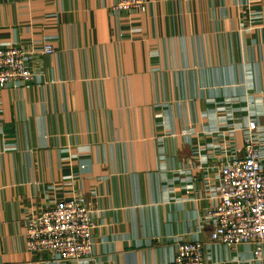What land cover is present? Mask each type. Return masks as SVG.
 Instances as JSON below:
<instances>
[{
  "label": "crops",
  "instance_id": "0c3cea01",
  "mask_svg": "<svg viewBox=\"0 0 264 264\" xmlns=\"http://www.w3.org/2000/svg\"><path fill=\"white\" fill-rule=\"evenodd\" d=\"M112 1L0 0V45L34 49L32 78L0 86V264H164L181 239L204 264H264L207 214L246 133L264 153V0ZM77 193L92 251L27 249L24 218Z\"/></svg>",
  "mask_w": 264,
  "mask_h": 264
},
{
  "label": "built area",
  "instance_id": "2783aa9c",
  "mask_svg": "<svg viewBox=\"0 0 264 264\" xmlns=\"http://www.w3.org/2000/svg\"><path fill=\"white\" fill-rule=\"evenodd\" d=\"M147 0H114L111 12L144 11ZM41 49L51 51L46 41ZM34 52L21 44L0 45V86L8 82H26L33 76L27 54ZM250 128L255 121L250 119ZM215 206L207 211L212 218L209 236L225 242L251 241L253 257H260L264 243V153L248 132L242 153L226 159L218 169ZM91 203L83 193L45 204L24 218L26 247L32 251H49L64 259L80 258L92 251L95 224ZM200 240L181 239L176 251L164 264H204Z\"/></svg>",
  "mask_w": 264,
  "mask_h": 264
}]
</instances>
